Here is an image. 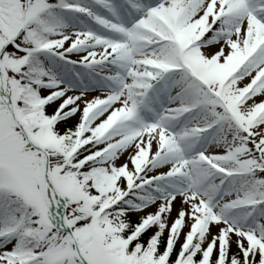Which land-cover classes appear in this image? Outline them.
Here are the masks:
<instances>
[{"label": "snow or ice", "instance_id": "6c2138e0", "mask_svg": "<svg viewBox=\"0 0 264 264\" xmlns=\"http://www.w3.org/2000/svg\"><path fill=\"white\" fill-rule=\"evenodd\" d=\"M0 264H264V0H0Z\"/></svg>", "mask_w": 264, "mask_h": 264}, {"label": "rangeland", "instance_id": "374dc122", "mask_svg": "<svg viewBox=\"0 0 264 264\" xmlns=\"http://www.w3.org/2000/svg\"><path fill=\"white\" fill-rule=\"evenodd\" d=\"M173 214H175V208H174V212H173Z\"/></svg>", "mask_w": 264, "mask_h": 264}]
</instances>
